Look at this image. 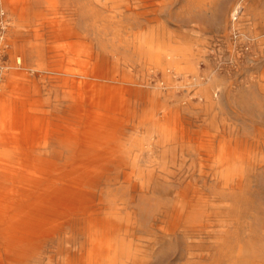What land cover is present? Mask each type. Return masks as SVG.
<instances>
[{
    "label": "rangeland",
    "instance_id": "1",
    "mask_svg": "<svg viewBox=\"0 0 264 264\" xmlns=\"http://www.w3.org/2000/svg\"><path fill=\"white\" fill-rule=\"evenodd\" d=\"M2 31L0 264H264V0H0Z\"/></svg>",
    "mask_w": 264,
    "mask_h": 264
},
{
    "label": "built area",
    "instance_id": "2",
    "mask_svg": "<svg viewBox=\"0 0 264 264\" xmlns=\"http://www.w3.org/2000/svg\"><path fill=\"white\" fill-rule=\"evenodd\" d=\"M4 14H5L4 11L1 10V15L4 16ZM2 35H3V31H2V34L0 36H2Z\"/></svg>",
    "mask_w": 264,
    "mask_h": 264
}]
</instances>
